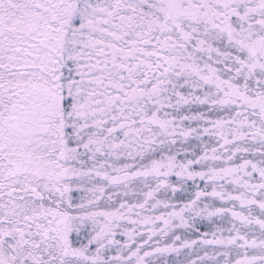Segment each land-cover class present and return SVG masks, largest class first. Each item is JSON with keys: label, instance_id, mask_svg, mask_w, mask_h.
Returning a JSON list of instances; mask_svg holds the SVG:
<instances>
[{"label": "snow or ice", "instance_id": "obj_1", "mask_svg": "<svg viewBox=\"0 0 264 264\" xmlns=\"http://www.w3.org/2000/svg\"><path fill=\"white\" fill-rule=\"evenodd\" d=\"M0 264H264V0H0Z\"/></svg>", "mask_w": 264, "mask_h": 264}]
</instances>
